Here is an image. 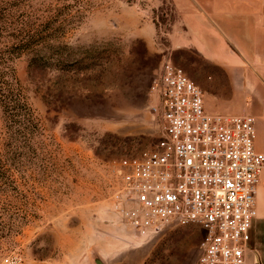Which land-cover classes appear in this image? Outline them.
<instances>
[{
	"label": "rangeland",
	"instance_id": "obj_1",
	"mask_svg": "<svg viewBox=\"0 0 264 264\" xmlns=\"http://www.w3.org/2000/svg\"><path fill=\"white\" fill-rule=\"evenodd\" d=\"M179 3L0 0V264H198L201 226L123 215L120 161L162 135L154 79L195 70Z\"/></svg>",
	"mask_w": 264,
	"mask_h": 264
},
{
	"label": "built area",
	"instance_id": "obj_2",
	"mask_svg": "<svg viewBox=\"0 0 264 264\" xmlns=\"http://www.w3.org/2000/svg\"><path fill=\"white\" fill-rule=\"evenodd\" d=\"M151 94L162 135L120 161L127 224L140 237L166 225H199L198 264H247L264 172L256 117L209 113L202 89L172 60L161 65Z\"/></svg>",
	"mask_w": 264,
	"mask_h": 264
},
{
	"label": "crops",
	"instance_id": "obj_3",
	"mask_svg": "<svg viewBox=\"0 0 264 264\" xmlns=\"http://www.w3.org/2000/svg\"><path fill=\"white\" fill-rule=\"evenodd\" d=\"M179 47L194 52L184 71L203 91L209 113L259 118L264 153V0H180ZM250 228L247 264H264V172Z\"/></svg>",
	"mask_w": 264,
	"mask_h": 264
}]
</instances>
